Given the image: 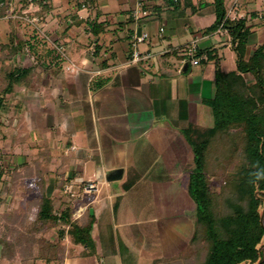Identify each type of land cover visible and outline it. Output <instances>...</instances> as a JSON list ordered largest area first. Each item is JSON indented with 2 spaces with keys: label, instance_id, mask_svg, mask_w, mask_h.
Masks as SVG:
<instances>
[{
  "label": "crops",
  "instance_id": "obj_1",
  "mask_svg": "<svg viewBox=\"0 0 264 264\" xmlns=\"http://www.w3.org/2000/svg\"><path fill=\"white\" fill-rule=\"evenodd\" d=\"M199 1L192 0L193 11L187 0H0V50L22 40L14 60L24 64L31 41L30 64L37 63L41 79L37 89L8 96L22 105L21 117L9 124L12 133L22 124L26 140L19 147L29 148L34 134L39 150L50 147L51 195H66L57 176L97 183L74 213H93L94 248L76 240L72 246L65 234L63 264H159L187 247L196 206L188 180L185 189L179 181L189 168L179 129L208 122L205 100L215 93L216 60L226 71L237 67L227 30H207L216 18L213 0ZM225 5L228 17L247 16L252 52L264 40V0ZM143 32L149 36L135 46V34ZM194 39L198 51L212 48L214 56L187 60ZM58 43L65 56L55 58ZM135 48L149 56L133 60ZM57 61L58 71L46 66ZM170 116L179 120L177 130Z\"/></svg>",
  "mask_w": 264,
  "mask_h": 264
},
{
  "label": "trees",
  "instance_id": "obj_2",
  "mask_svg": "<svg viewBox=\"0 0 264 264\" xmlns=\"http://www.w3.org/2000/svg\"><path fill=\"white\" fill-rule=\"evenodd\" d=\"M187 4L197 10L192 0ZM213 4L216 18L207 30L215 31L223 24L237 55V67L226 71L216 60L215 93L205 100L209 120L184 129L195 156L187 184L196 206L195 226L187 247L162 264H264V40L249 53L247 16L228 17L225 0H213ZM22 46V40L1 45L0 75L6 81L0 89V126L5 124L2 118L12 124L22 110L20 98L11 102L8 96L25 88L37 89L41 81L37 63L14 60ZM214 53L212 48L196 51L197 56L206 54L205 60ZM55 56L60 58L62 53L58 50ZM53 65L55 71L62 68L60 61L46 64ZM17 130L11 139H3L9 143L7 149L0 146V188L7 180L6 191L18 197L14 209L0 213V258L12 259L18 252L20 264H63L66 232L76 241L93 245V213L87 210L76 218V206L65 203L66 195L47 192L50 147L20 164L4 165L5 155L12 158L26 140L19 126ZM214 176L221 178L218 189L212 185ZM65 182L62 176L55 177L58 189ZM30 203L34 216L27 215ZM13 214H22L19 221L14 222Z\"/></svg>",
  "mask_w": 264,
  "mask_h": 264
},
{
  "label": "rangeland",
  "instance_id": "obj_3",
  "mask_svg": "<svg viewBox=\"0 0 264 264\" xmlns=\"http://www.w3.org/2000/svg\"><path fill=\"white\" fill-rule=\"evenodd\" d=\"M228 1V0H227ZM5 37V36H4ZM41 37L42 38H44V40L43 41H45V42H50V40L49 39H47V37H46V35L45 34H41ZM44 42V43H45ZM32 42L30 41L29 43H28V46L31 48V46H32V44H31ZM141 45H142V42H139ZM48 45H50V44H48ZM140 45V46H141ZM144 45V44H143ZM8 46H11V44H8ZM30 48H24V54L23 55H21V58H22V60H25L26 62H24V64L25 65H29L30 64V62L31 61H33L34 60V58L31 56V54H30V51H31V49ZM57 48V47H56ZM55 48V49H56ZM23 49V46H22V48H21V50ZM54 49V48H53ZM187 50V49H186ZM54 51V50H53ZM56 51H58L57 49H56ZM184 56H186L187 57V60L188 59H190V56L185 52V54H184ZM1 64H2V61L0 60V66H1ZM203 65V64H202ZM66 70H70V69H68V68H66ZM69 76H71V75H69ZM5 82V78H2V77H0V89L2 88V87H4V83ZM33 95V94H32ZM35 95V94H34ZM30 96H31V94H30ZM32 108L33 109H35L34 108V106H32ZM21 116H20V113H19V118H20ZM168 118V122H170V125H172L171 127H173V128H175V130H177V123L179 122V120H176L175 118H173L172 116H170V117H167ZM208 118H205L204 120L206 121ZM2 120H3V123H5V124H2L1 126H0V146H2L3 148H8L9 147V144L6 142V141H4L3 139H11V137H12V128H11V126H9V124L7 123V120L5 119V118H2ZM23 122V121H22ZM12 124H13V126L16 124V120L15 121H13L12 122ZM205 124V123H204ZM20 126H22V124H21V122H19V130L20 129H22V128H20ZM17 130V129H16ZM180 130V132H181V138H184L187 142L185 143V149H186V154H187V157H188V162H189V168H191L192 166H193V163H194V150H193V148H192V146L189 144V140L187 139V137H186V134H185V132H184V128H182V129H179ZM18 131V130H17ZM32 135V134H31ZM4 136H6L7 138H3ZM2 140V141H1ZM40 139L38 138V139H36V134H34L33 135V137L31 138V142H29V148L27 147V148H24V150H22L19 146L17 147V149H16V152H15V154L13 155V157L12 158H9V154H6L5 155V157L3 158V163H4V165H10V164H12V165H14V164H20L23 160L25 161V159L27 158V156H29V157H31V156H36L37 154H38V151H39V145L38 144H36L37 142L36 141H39ZM184 140V141H185ZM44 145V144H43ZM41 148V147H40ZM31 149H32V151H31ZM4 153H5V151H4ZM27 155V156H26ZM28 159H30V158H28ZM2 161V160H1ZM187 169V171H183V176H180L179 177V181H181L183 184H182V188L183 189H185V184H186V182H187V180H188V176H189V170L190 169ZM53 178L54 177H50L49 179H50V181H52L53 180ZM214 178V180L212 179V185H213V187L214 188H219V186H220V183H221V178H220V181L216 178L215 179V176L213 177ZM8 181L6 180L5 182H4V184H3V188L0 190V213H3V214H5V213H8V212H10L12 209H14L13 208V204L15 203V204H17V202H18V197H12V194L11 193H9V192H7L6 191V188L8 187ZM49 187H48V190H50L51 188H52V186H51V184L49 183ZM1 187V186H0ZM72 188H73V190L76 192V194H79V193H84L83 192V188H82V184H79V183H77V182H75V184L72 186ZM61 189V188H60ZM59 189V190H60ZM63 189V188H62ZM19 190L20 191H24V188H22V187H20L19 188ZM187 190V189H186ZM51 191V190H50ZM50 191H49V193H50ZM66 204H72V202L74 203V204H72V205H75V203L77 204V202L79 201L80 203H85V202H87V201H89L93 196H94V192H90V193H84V198L81 200V199H78V198H76V197H72L70 194H66ZM32 200H33V198H32ZM193 200V199H192ZM194 201V200H193ZM32 202V201H31ZM195 203V202H194ZM29 205V207H28V213H27V215H31V216H34V214H35V208H34V206H33V204L32 203H30V204H28ZM22 214H13V217H14V222L15 221H19V216H21ZM25 214H23V216H24ZM1 229H2V227H0V231H1ZM66 234H67V236H68V239H69V243L73 246V242L75 241L74 240V237L72 236V234L71 233H69V232H66ZM63 240H64V245H65V248H66V246H67V242H65L66 241V238L65 237H63ZM73 241V242H72ZM86 246V245H85ZM89 246H91L92 248H94V243H93V245L91 244V245H89ZM94 252V249H91L90 251H89V253L90 252ZM0 253H1V246H0ZM64 258V257H63ZM20 261H21V256L19 255V253L17 252V254H16V256L14 257V258H12V259H7V258H0V264H20ZM40 263H42L43 264V262H40ZM159 264H162V263H159Z\"/></svg>",
  "mask_w": 264,
  "mask_h": 264
},
{
  "label": "built area",
  "instance_id": "obj_4",
  "mask_svg": "<svg viewBox=\"0 0 264 264\" xmlns=\"http://www.w3.org/2000/svg\"><path fill=\"white\" fill-rule=\"evenodd\" d=\"M221 28H223V24H222ZM160 30L163 31L164 27H161ZM148 36H149L148 32L135 34L134 45L136 46L139 41H143ZM56 47L62 53V55L65 56V49H64L62 43H58ZM197 49H198V42H197V39H194L190 43V45L187 47V50H186V53L190 56L193 64L199 63L201 58H202V57L196 55ZM148 56H149L148 53H141L139 51V49H137V48H135L133 53H132V59L133 60L143 59V58H146ZM74 181L75 182L77 181V183L82 184V188H83L84 193H87V192H90L92 190L97 189L96 181H94L92 179H84L81 176H76V177H74V179H72V181H69V182L64 184V191L66 192V194H70L72 197L80 198L81 194H82V193L76 194V192L73 190L72 186H73Z\"/></svg>",
  "mask_w": 264,
  "mask_h": 264
}]
</instances>
